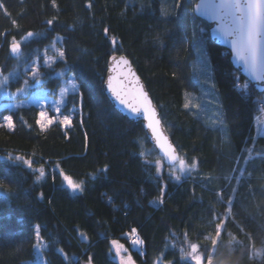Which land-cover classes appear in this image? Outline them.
Segmentation results:
<instances>
[{"label":"trees","instance_id":"obj_1","mask_svg":"<svg viewBox=\"0 0 264 264\" xmlns=\"http://www.w3.org/2000/svg\"><path fill=\"white\" fill-rule=\"evenodd\" d=\"M195 1L180 0L173 11L177 0H57V13L51 0H4L20 29H14L0 10V33L8 32L17 39L27 31L41 34L24 41L22 63L10 55L0 36V68L5 74L19 72L18 80H11L9 86L21 85L24 65L33 66L40 57V87L56 97L62 83L74 78L77 92L83 96L81 100L76 93L68 94L62 108L64 114L76 109L68 138L57 126L47 134L38 132L37 106L20 109L18 115L33 127L18 121L15 133L0 129V156L23 154L37 167L44 163L48 173L55 167L52 162H59L67 174L85 181V191L73 194L58 174L55 181L47 174L36 183L35 174L24 166L0 160V191L12 194L7 202L0 198V264H34L30 262L36 257V224L48 245L44 252L47 264H88L89 257L92 264H120L111 256L112 240L125 244L136 264H156L161 253L172 264H187L180 255L185 241L201 245L200 251L207 256L211 243L206 237L214 235V224L223 219L229 200L234 219L226 222L227 230L242 243L233 244L238 248L233 253L221 248L213 264H264V253L248 258L251 251L245 235L258 229L264 209V135L257 134L255 126L264 113V93L257 92L233 68L226 48L210 42L208 23L193 13ZM54 15H58L57 23L46 28V21ZM193 18L206 28L204 36L228 136L193 109L183 108L185 92L200 87L192 72ZM57 35L63 37L66 62L57 59L49 69L43 66L41 52ZM112 36L119 42L115 53ZM113 54L131 59L180 155L190 163L194 158L197 161V168L181 182L168 174L158 176L154 161L160 156L143 123L123 116L106 96L104 81ZM66 67L71 71L63 78L56 75ZM145 147L153 149V156H147L151 163L139 155ZM105 165L107 171L101 172ZM92 175L97 178L93 180ZM163 185L166 190L160 203ZM41 192L43 199L39 198ZM133 229L144 241L142 251L131 247L132 235L127 234ZM255 235L256 247H264V231ZM221 239L227 243L230 237L222 234Z\"/></svg>","mask_w":264,"mask_h":264},{"label":"snow or ice","instance_id":"obj_2","mask_svg":"<svg viewBox=\"0 0 264 264\" xmlns=\"http://www.w3.org/2000/svg\"><path fill=\"white\" fill-rule=\"evenodd\" d=\"M52 7L59 12V4L57 0H51ZM180 6V0L173 5V11ZM87 7L90 9L92 7L91 2L88 3ZM0 10L11 19V25L14 29L19 31L20 25L16 19H12V14L9 12L8 8L5 6L4 0H0ZM194 11L199 12L202 16H207L210 19L217 20L220 22V32L225 39H228L232 50L235 53V56L238 62H242L245 66V69L252 74L257 80L264 79V0H201L199 4L195 5ZM58 21V15H54L51 19L46 21V28H52L54 24ZM105 35L109 33V29L105 27L103 29ZM11 35L8 32L0 33V36L4 38L5 43L7 44L9 53L11 56L19 59L23 55L22 45L24 41L28 40L39 33L33 31H27L26 34L21 35L20 39H17L16 35H11V39L8 40L7 37ZM230 38V39H229ZM156 41L160 44L163 43L159 36L156 37ZM57 42H60L61 46L56 47ZM119 42L115 36L111 37V44L113 45V52L118 49L115 47ZM3 45H0L2 47ZM51 47L55 49L58 53L57 57H48L47 49L44 53L43 66L46 68H52V65L56 62L57 59L60 61L66 62L65 49L63 47V37L57 35L56 39L52 41ZM40 57H37L33 61L34 66L25 69V72H30V80L28 78L23 79V86L16 88L15 92L8 90L9 80H18L19 74L13 70L5 74V70L0 68V95L8 97L9 100H15V103H8L0 105V129L4 130L7 133H15L17 131V122L20 124L26 125L28 128H32L33 125L28 124L24 120L23 116L18 115V111L25 107V99L22 97L28 96L29 88H40L41 79L43 73L40 71L39 64ZM113 64H120L127 66V72H121L120 76L117 78L109 77L106 85V90L109 92L110 96L122 107H124L131 115L142 116L146 121V128L149 130L151 139L155 141V144L158 146V149L163 152V155L167 158V161L173 166L174 169H178L181 173H191L194 169L197 168L198 164L195 158L190 163L184 159L177 151V148L172 145L168 137L164 134L162 129V123L159 113L157 112L156 107L153 104L152 99L150 98L148 92L144 89L143 85L140 82V78L131 68V62L125 56L117 57L115 54L111 56ZM71 71L70 68L66 67L61 69L56 73L57 76L63 78L66 72ZM173 76H176V73H173ZM67 84L71 86V91L76 93L82 100L83 93L77 92V85L74 78H70L66 81ZM215 87V85H213ZM69 87H61L59 89V99L52 102V112L51 114L48 110V107L41 102L44 98L43 89L40 88L37 93L32 96L27 102L31 104L39 103L40 110L37 113L35 119V125L37 126L38 132L42 134H47L53 126L59 127L65 136L68 138V131L74 127V118L76 109L71 108L68 110L67 114L62 113V108L65 105L66 95L69 92ZM200 104H193L190 99H186L183 103L184 109H199ZM82 110V103H81ZM83 123L81 118L79 121ZM218 123H223V121H218ZM86 136V134H85ZM32 155H35L33 153ZM141 157L144 156V153L139 154ZM0 160L7 161L8 163L14 165H22L27 170L35 174L36 183L43 180L47 174H50L53 181L56 179L58 174L62 180L61 183L66 187L67 190H70L73 194L83 193L85 191V181H77L73 178L72 175L67 174L62 167H60L59 162L53 161L55 165L51 169V172H46L44 163H40L39 166H35L36 162L28 158L23 154H16L13 152H8L5 156H0ZM47 163V161H45ZM145 163H151L145 161ZM156 172L159 174L162 173L163 165L160 160L155 161ZM101 172L107 171V166L105 165ZM5 179H11V177H4ZM91 178L95 180L97 177L92 175ZM175 181L179 182L181 180L180 175H174ZM207 179V177H206ZM12 183L16 181L12 180ZM0 187H2V181H0ZM166 185L161 187V195L159 197V202L163 203L164 191ZM27 194V193H26ZM11 193L9 191H0V198L4 202H7L11 199ZM44 193H39V198L43 199ZM228 208L226 213L223 215V219H220L219 222L214 224V235L206 237L210 240L211 248L206 249L208 255L205 256V253L200 251L201 245L198 243H189L187 249L181 248L180 255L183 261H186L187 264H213V258L219 255V250L221 248L227 249L230 253L238 251V248L233 247V244L237 245L242 242L236 241V238L231 235L227 230L226 222L230 219H234V214L232 211V201L229 200ZM261 222L258 226V229L251 232H246L245 235L249 240L248 249L251 251V256L248 258L258 256L261 253H264V247L258 249L256 247V232L264 231V209L260 211ZM244 231V228L240 229ZM135 234L136 238L132 239V245L134 247L141 246L144 244V241L139 238L137 230L133 229L132 233L127 234L129 236ZM222 234H227L230 239L225 243L221 236ZM81 236H85L83 232L80 233ZM86 238V237H85ZM187 239V236H185ZM111 245L115 251L116 257L119 258L120 264H135L132 259L131 254L127 256L122 253H127V249L124 245L120 244L117 240H112ZM33 247L35 249L36 255L39 260V264H46V260L43 256V253L46 251L48 245L45 241V238L41 235V226L39 224L34 225V243ZM58 251L64 256L65 260L68 259L67 253L64 252L62 248ZM111 251V249H110ZM247 255V253H246ZM88 264H92V258H88ZM156 264H172L171 261H166L163 259V253L158 259Z\"/></svg>","mask_w":264,"mask_h":264},{"label":"rangeland","instance_id":"obj_3","mask_svg":"<svg viewBox=\"0 0 264 264\" xmlns=\"http://www.w3.org/2000/svg\"><path fill=\"white\" fill-rule=\"evenodd\" d=\"M191 26H192V44H193V48L195 50V59H194L193 64H192V72H193L194 79L199 83L200 87H199V91H187V92H185V99H186V94H187V99H190L193 104H197V103L200 104L201 107L199 109H193V111L197 114L202 115L204 118V121L208 125L220 128L223 135L228 136L227 126H226V123L224 121L223 112H222L221 98H220L218 86H217V83H216V80H215V77L213 74L211 60H210V57L208 54V44H207V41H206L205 36H204V33L206 32V28L200 22L198 23L196 18L192 19ZM60 46H61L60 42H57L56 47L59 48ZM45 49H47V56L48 57H57L58 56V53L55 51V49H53L51 47V45H49ZM45 49L41 52V56L43 57V61L45 58V56H44ZM24 57L25 56L23 54L19 59H17L18 63H22V61L24 60ZM24 67H23L24 68L23 72H25V69L30 68V66H25V65H24ZM15 71L19 74L18 70H15ZM22 78L23 79L28 78L30 80V83H31L30 72H27V73L25 72L24 75H22ZM11 80H13V79H10L9 82ZM9 85L10 84H8V90L11 92H15L16 88L23 86V81H22L21 85H17L14 88H12ZM213 85H215V87H213ZM65 86L69 87V89H70L68 94L74 93L71 91V86L64 81L62 83L61 87H65ZM40 88H42V87H40ZM40 88H35V87L29 88L28 96L22 97V99H25V101H26L25 106L35 105L40 110L39 103L31 104V103L27 102L32 96H34L37 93V91L40 90ZM42 89L44 92V98L41 100V102L44 103L48 107V110L50 111L51 114H55L54 112H52L51 106H52V102L57 101L59 99V91L57 92L56 97H54V96L49 95L47 90H45L44 88H42ZM67 95H66V97H67ZM0 98H2L0 105L8 104L10 102L11 103L16 102L15 100L10 101L8 97L2 96V95H0ZM262 101L264 103V96L262 98ZM65 103H66V99H65ZM221 120L223 121V123L222 124L218 123V121H221ZM255 122H256L255 123L256 133L264 135V113L260 117H258ZM153 149L145 147L144 155L146 156V159H145L146 161L149 160V158H147V156H150V157L153 156ZM157 160H160L162 165H163L162 173L159 174V176L162 174H168L175 181L174 175H180L181 180L179 182H181L189 174V173H181V172H179L178 169H174L173 166L172 167L165 166V164L163 163L161 158L155 159V161H157ZM175 182H177V181H175ZM117 241H119L120 244L124 245V247L128 250L127 253H122L123 255L127 256L129 253L131 254L130 249H128V247L125 244H123L120 240H117ZM188 244H189V242L185 241L183 248L187 249ZM131 247H132V249L141 251V246L134 247L132 245V242H131ZM43 256H44V253H43ZM111 256L113 259H115L119 262V258L116 257L113 247H112ZM132 259H133V257H132ZM133 261H134V259H133ZM30 263L39 264V260H38L37 255L35 257V260L33 262H30ZM46 264H47V262H46Z\"/></svg>","mask_w":264,"mask_h":264},{"label":"water","instance_id":"obj_4","mask_svg":"<svg viewBox=\"0 0 264 264\" xmlns=\"http://www.w3.org/2000/svg\"><path fill=\"white\" fill-rule=\"evenodd\" d=\"M200 2H201V0H196L195 3L193 4V13H194V15L196 17H198V18H200V19H202V20H204L205 22L208 23V25H209V27H208V35H209V38H210V42H212L213 44L218 45V46H220L222 48H226L230 52V61L232 63L233 68L235 70H237L241 76H243L246 80H248V82L253 86V88L257 92L264 93V79L257 80L252 74H250L245 69V66H244V64L242 62H238V60H237V58L235 56V53L232 50V46H231L229 40L228 39H225L223 37V35L221 34L220 30H219L220 27H221L220 22L217 21V20L210 19L207 16H202L199 12L194 11L195 5L196 4H199ZM215 2L218 3L219 0H215ZM115 55L117 57H119V56H125L131 62V68H132V70L140 78L141 84L143 85L144 89L148 92L150 98L152 99L151 94L149 93V91H148V89L146 87L145 81L142 79V77L138 73V71H137L136 67L134 66V64L132 63L131 59L127 55H125V54H115ZM127 71H128L127 66L120 65L118 63L117 64H113V62L111 60V57H110V59L108 61V64H107V72H106V77H105V81H104V91H105V94L108 97V99L110 100V102L112 103V105L114 106V108L117 111H119L123 116H125L126 118H128L131 121H134V122L141 121L143 123L145 132H146L147 137H148V140L150 141V143L154 147L155 151L160 156V158L162 159V161L165 164V166L172 167V165L167 161V158L163 155V152L158 149V146L155 144V141L153 139H151L150 134H149V130H147V128H146V121L142 118V116H134V115H131L124 107H122L121 105H119L110 96L109 92L106 90V85H107V81H108L109 77L117 78V77L120 76V73L121 72H127ZM152 101H153V99H152ZM153 104L156 107L157 112L160 115V110H159L157 104L154 101H153ZM160 118H161V116H160ZM161 123H162V129L164 131V134L168 137V139L170 140V142L172 143V145L174 147H176L175 144L173 143V141H172V139L170 137V134L167 131V128L165 127L162 119H161ZM178 153H179V151H178Z\"/></svg>","mask_w":264,"mask_h":264},{"label":"built area","instance_id":"obj_5","mask_svg":"<svg viewBox=\"0 0 264 264\" xmlns=\"http://www.w3.org/2000/svg\"><path fill=\"white\" fill-rule=\"evenodd\" d=\"M135 238H136V236L133 237V239H135Z\"/></svg>","mask_w":264,"mask_h":264}]
</instances>
